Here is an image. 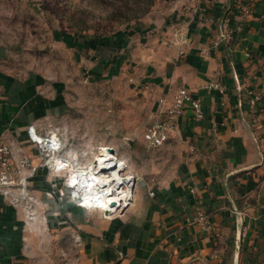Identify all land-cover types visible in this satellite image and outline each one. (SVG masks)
<instances>
[{"label": "crops", "instance_id": "crops-1", "mask_svg": "<svg viewBox=\"0 0 264 264\" xmlns=\"http://www.w3.org/2000/svg\"><path fill=\"white\" fill-rule=\"evenodd\" d=\"M167 1L169 9L129 35L122 70L157 105L186 89L202 102L204 119L195 122L191 110L178 119L172 138L186 153L177 179L161 192L137 184L119 217L78 207L67 174L43 166L28 128L45 133L43 121L64 117L67 102L40 72L14 69L0 45V140L16 162L37 167L28 206L0 196V264H264V0ZM221 28L230 37L216 45ZM79 47L86 64L103 49L95 40ZM65 145L67 159L87 165Z\"/></svg>", "mask_w": 264, "mask_h": 264}, {"label": "rangeland", "instance_id": "rangeland-1", "mask_svg": "<svg viewBox=\"0 0 264 264\" xmlns=\"http://www.w3.org/2000/svg\"><path fill=\"white\" fill-rule=\"evenodd\" d=\"M166 1L0 0V45L8 50L9 63L19 73L40 72L67 102L65 116L56 122L45 119L46 131L39 133L59 134L86 166L98 159L100 148L114 149L146 192H161L175 182L186 150L172 137L161 148L146 144L144 135L157 120L159 105L133 81L132 72L122 70L127 67L122 56L129 35L153 12L169 9ZM85 40L103 46L89 64L79 56ZM115 53L118 64L113 63ZM69 197L78 206V199Z\"/></svg>", "mask_w": 264, "mask_h": 264}, {"label": "built area", "instance_id": "built-area-1", "mask_svg": "<svg viewBox=\"0 0 264 264\" xmlns=\"http://www.w3.org/2000/svg\"><path fill=\"white\" fill-rule=\"evenodd\" d=\"M227 31L228 30L221 28L216 45L228 41L230 32ZM175 36L181 43L186 44L188 42L187 36L181 30H176ZM211 88L221 90L217 85H212ZM158 105V118L149 125L144 135L146 144L151 148H161L169 142L176 128L178 119L184 116L188 110H191L192 119L195 122L199 123L204 119L202 102L192 98L186 89L179 90L170 105H168L167 99L164 98L159 100ZM28 137L30 142L36 147L44 167H47L54 173L64 172L67 174L65 186L69 190V194L73 195L75 199H78L79 207L86 210L94 209L103 211V215L106 218L119 217L124 214L122 210L118 211L117 209L116 211L118 212L115 211V214L107 215L100 206V203H95L91 207L85 206L82 198L80 199L78 195H76L77 188L72 184V180L76 176L82 177L88 175L91 180L93 174L98 175L102 172V166L109 167L110 164H116L118 157L115 153L111 156H106L103 153L104 150L109 151L110 148L102 147L99 149L98 156L102 158V161L95 159L93 165H96L98 169L93 172L91 168L85 170L88 166L73 168L75 164L64 156L65 144L63 138L59 134L50 133L48 135H43L39 133L35 126H30L28 128ZM191 152H194V148L191 149ZM27 169L30 170V175L21 176V173ZM36 170L37 167H34L31 160L28 158L16 162L11 147L0 140V196H2L5 201L14 205L24 204L28 206L31 200L29 179L36 173ZM152 195H154V193H152ZM32 217L33 214L30 213L29 218ZM200 221L203 223L202 225L207 227L203 217L200 218Z\"/></svg>", "mask_w": 264, "mask_h": 264}, {"label": "bare ground", "instance_id": "bare-ground-1", "mask_svg": "<svg viewBox=\"0 0 264 264\" xmlns=\"http://www.w3.org/2000/svg\"><path fill=\"white\" fill-rule=\"evenodd\" d=\"M103 153L106 156L112 155L106 150ZM97 158L96 160L102 161L100 156ZM95 166L92 163L85 170L91 168L94 172L98 169ZM102 167V172L98 175L93 174L91 180L88 175L76 176L72 184L77 188V195L82 198L85 206L91 207L95 203H100L105 214L112 215L133 204L138 183L136 177L127 171L126 162L121 159H118L116 164H110L109 167Z\"/></svg>", "mask_w": 264, "mask_h": 264}, {"label": "water", "instance_id": "water-1", "mask_svg": "<svg viewBox=\"0 0 264 264\" xmlns=\"http://www.w3.org/2000/svg\"><path fill=\"white\" fill-rule=\"evenodd\" d=\"M109 152H110L111 154H114V153H115V150L112 149V148H110V149H109Z\"/></svg>", "mask_w": 264, "mask_h": 264}]
</instances>
